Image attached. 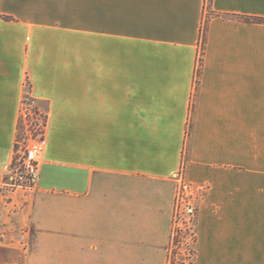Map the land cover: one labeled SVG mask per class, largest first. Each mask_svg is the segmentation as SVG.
Masks as SVG:
<instances>
[{
  "label": "crops",
  "instance_id": "obj_1",
  "mask_svg": "<svg viewBox=\"0 0 264 264\" xmlns=\"http://www.w3.org/2000/svg\"><path fill=\"white\" fill-rule=\"evenodd\" d=\"M230 15L264 0H0V264H168L179 171L193 264H264V23ZM27 93L46 146L10 189Z\"/></svg>",
  "mask_w": 264,
  "mask_h": 264
},
{
  "label": "rangeland",
  "instance_id": "obj_2",
  "mask_svg": "<svg viewBox=\"0 0 264 264\" xmlns=\"http://www.w3.org/2000/svg\"><path fill=\"white\" fill-rule=\"evenodd\" d=\"M29 87V83L27 84ZM45 116L37 107L35 99L30 95L24 96L22 104L20 118L18 123V135L17 140L24 142L27 141L30 136L36 138L44 130ZM18 145L16 147L19 149ZM200 194H186L182 202L178 204V215L174 213L172 237L170 247L168 250V264H193L196 247L195 237V218L197 213V203ZM191 201L195 209L193 212H188L184 209V204ZM1 238V236H0Z\"/></svg>",
  "mask_w": 264,
  "mask_h": 264
},
{
  "label": "built area",
  "instance_id": "obj_3",
  "mask_svg": "<svg viewBox=\"0 0 264 264\" xmlns=\"http://www.w3.org/2000/svg\"><path fill=\"white\" fill-rule=\"evenodd\" d=\"M18 145H20L17 150L18 155H16L15 151L12 163L9 166L4 178V185L10 189H32L37 185L40 174V163L44 156L46 146L45 128L36 138L30 136V138L24 142L16 139V147ZM176 179L178 187L176 191L175 215L177 216L179 214L178 204L180 201L182 202L186 192L188 194H195L196 192L200 194V191L193 188V186L184 180L181 171L176 174ZM184 206V209L186 208L190 213L195 209V206L191 201L186 202Z\"/></svg>",
  "mask_w": 264,
  "mask_h": 264
},
{
  "label": "trees",
  "instance_id": "obj_4",
  "mask_svg": "<svg viewBox=\"0 0 264 264\" xmlns=\"http://www.w3.org/2000/svg\"><path fill=\"white\" fill-rule=\"evenodd\" d=\"M228 16V15H226ZM232 17H236L239 20H243V21H247V22H257V23H264V17H259V16H240V15H230ZM206 27H204L203 29V42H205L206 39ZM46 119L44 121V127H45V123ZM16 148V145H15Z\"/></svg>",
  "mask_w": 264,
  "mask_h": 264
}]
</instances>
